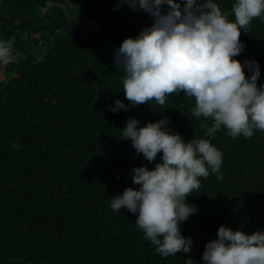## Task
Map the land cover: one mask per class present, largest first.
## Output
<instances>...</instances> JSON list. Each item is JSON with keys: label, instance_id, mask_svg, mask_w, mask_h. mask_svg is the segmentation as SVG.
Here are the masks:
<instances>
[{"label": "trees", "instance_id": "trees-1", "mask_svg": "<svg viewBox=\"0 0 264 264\" xmlns=\"http://www.w3.org/2000/svg\"><path fill=\"white\" fill-rule=\"evenodd\" d=\"M0 53V264H264V0H0Z\"/></svg>", "mask_w": 264, "mask_h": 264}, {"label": "rangeland", "instance_id": "rangeland-1", "mask_svg": "<svg viewBox=\"0 0 264 264\" xmlns=\"http://www.w3.org/2000/svg\"><path fill=\"white\" fill-rule=\"evenodd\" d=\"M48 7H51V4L47 5ZM104 49L109 52V53H116L119 51H123L126 50L127 47L123 46V43L121 42L120 39H115V40H109L106 41L104 44ZM34 53L41 58L42 53L40 52V50H38V48H34ZM0 55H3L2 53H0Z\"/></svg>", "mask_w": 264, "mask_h": 264}]
</instances>
